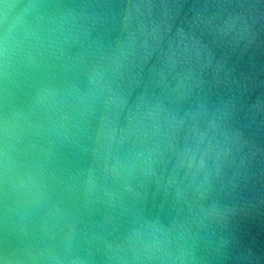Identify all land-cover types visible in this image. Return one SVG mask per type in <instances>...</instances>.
<instances>
[{"label": "water", "instance_id": "95a60500", "mask_svg": "<svg viewBox=\"0 0 264 264\" xmlns=\"http://www.w3.org/2000/svg\"><path fill=\"white\" fill-rule=\"evenodd\" d=\"M0 264H264V0H0Z\"/></svg>", "mask_w": 264, "mask_h": 264}]
</instances>
